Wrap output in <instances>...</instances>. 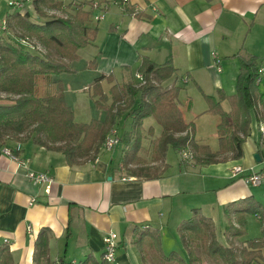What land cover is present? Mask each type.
<instances>
[{"label": "crops", "instance_id": "obj_1", "mask_svg": "<svg viewBox=\"0 0 264 264\" xmlns=\"http://www.w3.org/2000/svg\"><path fill=\"white\" fill-rule=\"evenodd\" d=\"M95 10L107 11L101 28L99 22L90 23L98 28L95 42L78 50L76 60H64L74 70L72 74L77 75L78 69L73 65L82 59L84 65L79 70L86 71L87 82L72 90L71 84L58 79L60 74L39 77L36 95L54 94L60 84L66 103H70L68 94L73 91H84L87 94L78 96L96 101L98 97H92L96 78L112 75V82H100L103 94L109 96L115 84H138L135 75L141 74L136 69L142 58L155 65L169 60L175 72L160 86L180 89L177 106L183 121L192 124L187 132L193 144L206 146V150L198 151L189 145L193 157L182 161L180 153L169 149L175 160L168 161V150L164 163H160V170L167 166L162 176L146 180L130 176L126 169L123 172L119 156L102 152L94 162L80 159V163L69 166L61 153L34 144L24 134L18 142L4 140L0 142V247L9 248L14 264H33L35 240L40 230L47 229L51 264H59V259L65 264H79L88 256L99 262L104 237L115 233L118 250L113 264H156L154 241L147 233L158 234L161 244L165 228L171 224L177 228L192 215L193 209L213 221L217 240L223 245L240 247L259 237L261 223L257 215L246 216L245 234L241 237L228 239L224 228L229 218L236 222L233 210L229 215L225 213L228 204L246 197L264 204V152L258 149L263 126L252 119L241 158H232L229 142L218 153L219 117L207 111L203 95L217 99L219 92L227 98L235 94L237 54L245 52L257 59L262 70L258 87L264 104V0H127L123 5L108 0ZM87 47L90 51H85ZM82 51L86 53L83 56ZM93 60L95 67L90 66ZM110 102L109 99L103 106L107 108ZM6 103L9 102L0 101ZM221 107L225 112L231 109L227 99L221 101ZM154 124V118L148 117L141 129L142 140L146 134L151 137V149L162 132L157 124L156 131ZM4 147L18 157V162L2 153ZM209 154L220 162L200 165L194 161ZM256 154L259 161L254 158ZM133 164L128 168L140 166ZM236 167L242 171L233 176ZM29 171L52 176L49 194L28 179ZM252 173L261 176L259 186H250L243 180ZM32 199L35 201L30 204ZM185 253L178 256L188 264ZM162 255L164 261L167 256L163 252ZM252 264H264V249Z\"/></svg>", "mask_w": 264, "mask_h": 264}, {"label": "trees", "instance_id": "obj_2", "mask_svg": "<svg viewBox=\"0 0 264 264\" xmlns=\"http://www.w3.org/2000/svg\"><path fill=\"white\" fill-rule=\"evenodd\" d=\"M113 1L120 5L125 4L122 0ZM104 3H108V0H89L78 4H73L72 1L68 6L74 9V14L55 17L48 16L44 8H62V0H32L31 11L24 9L23 13L15 11L6 14L7 30L0 34V101L9 103L0 104V142H18L22 139L20 135L27 134V138L34 144L61 153L69 166L80 163L79 160L83 157L94 162L117 120L127 116L131 122L129 130L120 138V143L124 146L120 161L130 176L146 180L158 179L167 166L164 165L163 169L159 170L154 166L140 165L143 160L137 156L141 150L144 119L153 117L156 124L162 128L161 135L154 141L151 149L153 163H164L169 149L181 153L188 151V146L192 145L195 150H206V146L193 144L187 132L192 124L183 121L177 106L180 89L176 86L162 89L160 86L162 81L170 79L175 72L169 60L162 65H155L142 58L136 71L144 76L145 83L138 87L132 83L115 84L110 88L109 96L103 94L100 82L104 79L112 82V75L96 78L92 84V97H98L95 103L102 107L109 99L111 101L106 108L107 115L103 122L92 119L88 123H76L60 84L54 94L42 97L36 95V82L39 77L74 73L64 60L77 59L78 50L95 42L98 28L90 26V16L94 9H99ZM86 6L88 9H84ZM34 13L45 20L31 21ZM12 22L13 26L21 29L19 40L9 33ZM29 38H34L45 48L53 49L58 58L26 48L22 44ZM237 58L239 73L235 94L227 98L219 92L217 99L203 95L208 105L207 111L219 117L216 126L220 146L218 153H221L229 142L233 159H239L243 155L242 144L249 136L252 119L263 126L258 149L264 152V104L256 82L260 77L257 59L245 52L238 53ZM90 66L95 67V60ZM153 81L156 82L155 85L152 84ZM224 99L230 103L229 112L222 110L221 101ZM207 156L203 159L194 158V161L200 165L220 162L213 158L214 155ZM135 162H139L140 166L135 169L128 168V165ZM232 210L236 222L229 218L224 228V235L228 239L245 234L244 223L248 215L259 217L260 236L247 240L245 245L240 247L233 244L223 245L217 240L213 221L204 217L200 210L193 209L192 215L177 227L182 247L188 255V264L200 261L191 249L194 242L203 245L206 257L213 264H252L261 257V250L264 249V204L253 197H246L225 207L227 215ZM235 223H238V226ZM48 234L47 229L39 231L35 240L33 264H51ZM147 235L154 241L157 252H160L159 235L154 232ZM164 260L187 264L174 251ZM58 262L65 264L63 259ZM0 264H14L7 246L0 247ZM79 264L107 263L102 253L99 262L93 256H88Z\"/></svg>", "mask_w": 264, "mask_h": 264}, {"label": "rangeland", "instance_id": "obj_3", "mask_svg": "<svg viewBox=\"0 0 264 264\" xmlns=\"http://www.w3.org/2000/svg\"><path fill=\"white\" fill-rule=\"evenodd\" d=\"M8 1H13V0H0V22L5 19L6 14L8 13H13L15 12L14 10H12L9 6H8ZM73 1V4H78L84 1H89V0H70V2ZM64 7L59 8V9H53V8H44V11L46 12V14L48 16H55V17H66V16H70L72 14H74V9L70 8L68 6V4L70 3H66L65 1H63ZM27 9V8H26ZM84 9H88V7L86 6ZM29 11L32 10V8H28ZM23 13V12H22ZM105 13H107V11L105 10H95L93 11L92 15L90 16L91 21H93L94 23H98L96 21H94L93 17L95 16H103L105 17ZM31 21H44L45 19L43 18H39L35 13L33 18H30ZM104 20V19H103ZM103 20L99 21V25L100 28L102 27V24L104 23ZM14 22H12V27H10L9 29V33L11 36H14V38L17 40H19L21 37V29L13 26ZM6 36V35H4ZM3 36V37H4ZM25 43L21 44L24 45L26 48L30 49L31 51L37 50L38 52H40L41 54L45 55H51L54 58H58V55L56 54V52L53 49H48L43 47L38 41H36L34 38H29L26 41H24ZM35 43V45H34ZM83 49V48H82ZM90 51V48L87 47L85 49V51ZM85 51H82V55H85ZM76 60V59H75ZM84 65V61L81 60H77V62L73 65L74 68L78 69V74H66V73H62L60 74V76L58 77V79H62L64 80L65 83H69L71 84L70 86L72 87L71 89H79L80 87H82L86 82H87V76H86V71H82L79 70L80 67ZM154 84V83H152ZM155 85V84H154ZM136 87L141 86L139 84H135ZM162 89H164V87H161ZM76 91H73L72 94H68V97L70 98V100H68L70 103L69 107L71 108V110L73 111L74 114V121L76 123H88L89 121H91L92 119L95 120H99L101 122H103L106 118L107 115V110L106 107L102 106H97V104L95 103L94 100H92L91 98L88 99V97L85 96V98L81 95V97L78 96V94H87L84 91L82 92H77V94L75 93ZM75 94V95H74ZM38 96L42 97L45 96L47 94H37ZM72 99V101H71ZM84 99V101L82 100ZM152 121V119H150ZM130 122L131 120H129V118L126 116L121 117L119 120H117L114 128L117 131V135L119 137V139L123 136V134L125 132H127L129 130L130 127ZM148 124V120H145L144 122V126H147ZM143 125V124H142ZM154 126H156V131H158V127L156 124H154ZM153 132H151V135ZM23 137L27 138L28 135L24 134ZM149 134H146V137L144 140H141V150L138 152L137 156L139 159L143 160V164H140L139 162H135L133 165H146V166H157V168L162 167L160 163L157 164H153L152 163V153H151V147H150V143L148 142V138H149ZM151 139V137H150ZM123 148L124 146L121 145V143H119L118 146H116L113 150L111 151H104L103 148H101L100 153L103 152V154H107V155H113V157H117L119 156V161L121 160V155L123 154ZM118 158V157H117ZM176 158L175 154L173 151L169 150L168 154H167V159L168 161H174ZM83 160H86V158H82ZM91 161V160H90ZM92 162V161H91ZM120 164L122 165V162L120 161ZM132 167V166H131ZM122 170L123 172H125V166L122 165ZM264 200V198H263ZM178 235V238L175 237ZM177 238V239H175ZM152 239V238H151ZM161 248L162 251H160V255L157 254L155 252L156 250V246L155 243L153 242V247L154 249H152V253L155 254V258L154 261L156 262V264H164L165 260L163 261V255L162 252L165 256H169L170 251H174L176 252V254H180L183 255V253H185L180 238H179V234L177 233V228H175V226L169 225L167 228H165L164 232L161 235ZM191 249L194 252V254L199 257L200 262H202V264H213L205 255V251H204V247L202 244H200L199 242H194L191 244ZM157 251V250H156ZM186 255V253H185ZM171 264H178L175 260H173L171 262Z\"/></svg>", "mask_w": 264, "mask_h": 264}, {"label": "built area", "instance_id": "obj_4", "mask_svg": "<svg viewBox=\"0 0 264 264\" xmlns=\"http://www.w3.org/2000/svg\"><path fill=\"white\" fill-rule=\"evenodd\" d=\"M123 3H127V0H122ZM32 0H13V1H8V6L14 10V11H20L22 12L24 9L32 8ZM94 21L99 22L103 19V16H95L93 17ZM7 30L6 28V21L3 19L0 22V34ZM214 60L216 63H219L220 60L214 56ZM262 70H259V74ZM135 79L138 81L139 85H143L145 83L144 76L141 74H136ZM257 83L259 82V78L256 81ZM262 131V129L260 130ZM120 143V139L117 135V131L115 128H112L107 135V137L104 140L103 143V150L104 151H111L113 150L116 146H118ZM19 148V146L17 147ZM2 153L6 156H8L10 159L18 162V157L7 147H4L2 149ZM181 160L182 161H187L191 159L192 154L191 152L185 150L180 153ZM119 168L122 169V165L119 164ZM242 171L241 168L236 167L233 169V176H236L238 173ZM27 177L28 179L34 184V185H41L43 186L44 192L46 194H49L51 190V186L53 184V178L52 176L46 174V173H37L33 171L27 172ZM243 180L245 183H247L250 186H259L262 182L261 176L258 173H252L245 175L243 177ZM34 199L30 201V204L34 203ZM118 250V237L115 233H109L107 234L104 239H103V259L107 264H113L116 259V253Z\"/></svg>", "mask_w": 264, "mask_h": 264}, {"label": "water", "instance_id": "obj_5", "mask_svg": "<svg viewBox=\"0 0 264 264\" xmlns=\"http://www.w3.org/2000/svg\"><path fill=\"white\" fill-rule=\"evenodd\" d=\"M254 158L259 161V156L257 154L254 156Z\"/></svg>", "mask_w": 264, "mask_h": 264}]
</instances>
